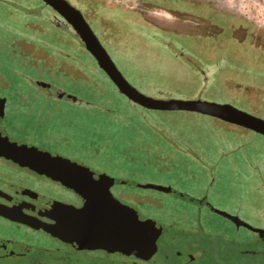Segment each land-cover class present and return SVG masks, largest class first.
Listing matches in <instances>:
<instances>
[{
  "label": "flooded vegetation",
  "instance_id": "af4514ba",
  "mask_svg": "<svg viewBox=\"0 0 264 264\" xmlns=\"http://www.w3.org/2000/svg\"><path fill=\"white\" fill-rule=\"evenodd\" d=\"M51 1L55 6L45 0H0L25 15L22 29L10 34L6 47L9 58L19 62L24 72L16 69V77L0 71V264H264V234L259 231L264 230V189L258 188L264 173L258 159H250L249 164L255 189L235 188L243 181L239 174L231 188V183H223L222 174L202 164L212 146L222 154L245 153L246 134H264L197 111L151 109L130 99L62 14H68L66 4ZM65 1L81 11L111 57L119 46H108L106 33L96 30L94 22L98 27L101 23L93 13L97 6L136 13L145 25L177 37L173 52L212 54L217 68L220 60L221 68L246 65V57L237 56L246 55L248 49L256 53V67L264 65V30L240 16L241 22L232 28L221 25L224 20L216 23L214 11L224 14L209 0ZM38 6L44 18L40 24ZM191 7H201L205 15ZM60 24L69 30H50ZM59 32L70 35L72 44ZM19 33H57L54 36L70 47L55 48ZM110 34L115 38L118 33ZM65 77L84 80L101 96L110 90L104 84H110L143 114L192 112L230 128L212 135L216 142L211 145L208 135V141L202 142L192 129L167 125L170 116L159 121L162 132L157 127L153 132L172 151L151 154L142 145L140 157H134L130 148L119 157H101L97 124L105 107L90 94L63 87L59 80ZM127 80L156 99H201L181 98L172 87H167V96L154 93L146 85L152 82L148 78L141 77L136 84ZM245 96L248 106L258 110L251 96ZM231 133L227 144L224 134ZM185 165H198L201 172ZM145 167L157 173H145ZM167 203L172 207H164ZM198 231L208 236L205 246L184 238ZM182 241L192 244L183 248Z\"/></svg>",
  "mask_w": 264,
  "mask_h": 264
},
{
  "label": "rangeland",
  "instance_id": "374dc122",
  "mask_svg": "<svg viewBox=\"0 0 264 264\" xmlns=\"http://www.w3.org/2000/svg\"><path fill=\"white\" fill-rule=\"evenodd\" d=\"M212 4L220 9L221 13L218 14L214 11V20L216 23L218 21L224 20L223 24L227 28H232L233 25L239 23L238 16L242 18H248L255 28L260 27L264 30V0H209ZM186 9H190L189 4L186 2L184 4ZM17 7L13 5H7L0 2V71L6 72L9 75H16V69L20 70L23 66L19 62H14L8 56L7 45L10 38V34H15L22 29L24 23V12H18ZM194 8V7H191ZM196 13L205 15L204 10L201 7L194 8ZM93 13L99 15L100 27L98 23L94 22L96 30L105 34L108 37L106 43L108 46H119L118 52L115 50L111 51L113 60L116 62L118 67L124 73V75L132 83H139L143 77L145 80L148 78L152 82L150 84V90L154 93L159 92L162 95H166L168 90L167 87H172L176 95L181 96V98H201V100L215 102V103H228L232 104L239 109H246L253 113L257 117L264 118V80L258 81L254 87L250 86V82L239 78L231 73L226 74L224 85L215 82V73L219 70L214 69L213 66V55L212 54H200V53H183L180 51L173 52L177 43V37H171L165 31H158V29L153 26L145 25V21L140 18L136 13H130L128 11H118L106 9L103 6H97ZM38 23L42 21V7L38 6L37 11ZM221 17V20L217 18ZM211 17V16H210ZM104 18V21H101ZM43 25V24H42ZM45 28V25H43ZM62 31L69 30L63 24L58 27H50V30ZM69 33H72L69 31ZM118 33L115 38L114 34ZM12 34V35H13ZM20 35H26L31 37L38 43L47 41L55 48H60L67 50L66 42L72 44L73 39L68 36V34L58 33L60 38L65 39L59 40L54 35L57 33H19ZM112 37V39H111ZM116 38H118L116 40ZM114 40V41H113ZM231 46H236L237 44H230ZM237 47V46H236ZM253 50L248 49V53L251 57ZM206 56L205 59H199L198 56ZM89 62V58L84 59ZM220 68L224 61L220 60ZM216 66V65H215ZM217 67V66H216ZM242 67H245L243 65ZM241 67V68H242ZM238 68V67H237ZM247 68V67H246ZM24 72V70L22 69ZM80 78L65 77L60 78V82L67 89L88 95L90 98L96 99L105 109H102L100 118L98 119L99 125V139L96 138L98 142L102 143L101 146V157H119L121 152L125 148L133 149L134 157H140L141 147L145 145L151 154L163 153L169 148L165 143H163V138L159 137L157 133L153 132L154 127L160 129L162 123L160 120L168 119L167 117H172L171 122L166 121L167 125L181 127L183 129H192L197 132L199 141H208L207 135L211 138V145L216 142V135L219 129L227 130L229 125L217 123L210 117L184 111H175L172 113H153L145 111L142 113L140 108H136L131 105L126 97L116 91L110 84H104V87L108 90L106 94L101 96L99 91L92 89L88 86L86 82L81 81ZM80 85L78 86L77 84ZM77 85V86H76ZM156 88L159 91L153 90ZM110 91L109 95L107 94ZM173 93V92H172ZM172 95V94H171ZM175 95V94H174ZM245 95L251 96L254 104L258 106V110L249 107L247 103V98ZM169 97V96H168ZM255 106V105H254ZM106 109H111V112ZM249 112V113H250ZM251 113V114H252ZM174 118H182L177 121H173ZM158 119V120H157ZM165 119V120H166ZM163 122V121H162ZM177 128V129H178ZM236 132H242V130H237L233 127ZM89 130V129H88ZM161 130V129H160ZM162 132V130H161ZM246 134L244 142L246 143V148L243 152H238L237 150L225 152V154L219 153L217 147L212 146V151H210L211 158H207L202 162L203 166L210 170H216L218 174L223 175V183H231V188L234 186V181L236 175H241L239 180V185L237 189H255L256 179L251 176L252 172L250 167L251 161L257 158L261 164V168L264 173V137L249 133ZM225 141L231 142L232 133L230 137H226ZM230 147V146H228ZM162 151V152H161ZM169 151H172L169 149ZM225 157L224 160L217 161V159ZM190 171L196 170L198 173L201 172V167L198 165H190L185 167ZM183 170V169H181ZM194 170V171H195ZM167 171L165 170V173ZM181 172V171H180ZM145 173H157L154 172L153 168L145 167ZM168 174H172L167 172ZM178 174V173H174ZM164 177V176H162ZM224 183V184H225ZM258 188L264 189V183ZM160 196L161 195H156ZM171 203H174L170 201ZM173 205H176L175 203ZM164 207H172V204L167 203ZM179 214L189 215L187 212L178 211ZM205 227L213 230L216 226L204 225ZM227 228L226 225H224ZM217 230V229H216ZM216 236V235H215ZM208 236L202 231L196 233H189L184 235L187 241H198L200 246H205L206 239ZM192 239V240H191ZM183 242V241H182ZM192 242H183L182 247L186 248L192 244Z\"/></svg>",
  "mask_w": 264,
  "mask_h": 264
},
{
  "label": "water",
  "instance_id": "95a60500",
  "mask_svg": "<svg viewBox=\"0 0 264 264\" xmlns=\"http://www.w3.org/2000/svg\"><path fill=\"white\" fill-rule=\"evenodd\" d=\"M45 1L55 6V3H53L51 0ZM62 1L69 9V15L63 12L62 14L86 42L88 48L95 55L102 69L105 70V72L111 77V79H113V81L118 85L120 90L130 99L134 100L135 102L141 103L145 107L151 109L197 111L200 113L222 118L232 123L243 125L264 134L263 118L257 117L247 111L239 109L232 104H221L201 99L161 100L143 94L137 88H135L119 70L116 63L114 62L108 51L105 49L99 38L96 36L94 30L87 22L81 11L71 6L69 3H67V1ZM259 231L264 234V230Z\"/></svg>",
  "mask_w": 264,
  "mask_h": 264
},
{
  "label": "trees",
  "instance_id": "16d2710c",
  "mask_svg": "<svg viewBox=\"0 0 264 264\" xmlns=\"http://www.w3.org/2000/svg\"><path fill=\"white\" fill-rule=\"evenodd\" d=\"M238 19V18H237ZM239 22H241L240 19H238ZM236 54V53H234ZM231 58L234 59V56L233 55H230ZM241 56H245L246 57V65L245 67H239V68H236V67H232V68H217L215 65L213 66L214 69H217L219 70L217 73H215V82H218L220 83L221 85H224V83H222V81H224L225 79V75L226 74H233L239 78H242L244 80H247V82H250V86H252V88L254 87V85L258 82V81H261V80H264V65L262 67H256V62H255V56H256V53L253 52L251 57L249 55H242L240 54V56H237L238 58L241 57ZM199 58H203L205 59L206 56H198ZM247 67V68H246Z\"/></svg>",
  "mask_w": 264,
  "mask_h": 264
}]
</instances>
